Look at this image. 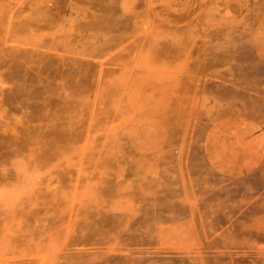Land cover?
Listing matches in <instances>:
<instances>
[{
    "label": "rangeland",
    "instance_id": "obj_1",
    "mask_svg": "<svg viewBox=\"0 0 264 264\" xmlns=\"http://www.w3.org/2000/svg\"><path fill=\"white\" fill-rule=\"evenodd\" d=\"M0 173V264H264V0H0Z\"/></svg>",
    "mask_w": 264,
    "mask_h": 264
},
{
    "label": "clouds",
    "instance_id": "obj_2",
    "mask_svg": "<svg viewBox=\"0 0 264 264\" xmlns=\"http://www.w3.org/2000/svg\"><path fill=\"white\" fill-rule=\"evenodd\" d=\"M0 177H4L2 173H0ZM6 183V182H4ZM4 183H0V191H2L3 187H4Z\"/></svg>",
    "mask_w": 264,
    "mask_h": 264
},
{
    "label": "bare ground",
    "instance_id": "obj_3",
    "mask_svg": "<svg viewBox=\"0 0 264 264\" xmlns=\"http://www.w3.org/2000/svg\"><path fill=\"white\" fill-rule=\"evenodd\" d=\"M148 50V49H147ZM121 112V111H120ZM92 139V138H90ZM75 217V216H74ZM69 223V222H68ZM129 230V229H128ZM100 240V239H99ZM117 241V240H116ZM112 242V241H111ZM119 244V243H118ZM59 248V247H58ZM118 249V248H117ZM135 250V249H134ZM107 251V250H106ZM119 251V250H118ZM125 251V250H124ZM133 251V250H132ZM136 251V250H135ZM128 252V251H127ZM97 253V252H96ZM99 253V252H98ZM95 256V255H94ZM100 256V255H99ZM98 258V257H97Z\"/></svg>",
    "mask_w": 264,
    "mask_h": 264
}]
</instances>
